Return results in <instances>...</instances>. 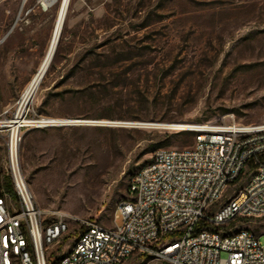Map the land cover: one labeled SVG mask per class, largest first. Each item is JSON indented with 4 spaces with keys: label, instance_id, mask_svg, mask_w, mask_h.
Returning a JSON list of instances; mask_svg holds the SVG:
<instances>
[{
    "label": "rangeland",
    "instance_id": "1",
    "mask_svg": "<svg viewBox=\"0 0 264 264\" xmlns=\"http://www.w3.org/2000/svg\"><path fill=\"white\" fill-rule=\"evenodd\" d=\"M56 14L42 0H0V116L17 110ZM27 110L31 119H79L21 133V169L37 205L48 221L59 211L72 218L50 262L68 252L83 222L112 224L130 177L156 149L193 144L172 124L225 115L264 122V0H71ZM5 184L16 198L8 176ZM229 226L253 231L264 247V218ZM123 264L161 261L135 254Z\"/></svg>",
    "mask_w": 264,
    "mask_h": 264
},
{
    "label": "built area",
    "instance_id": "2",
    "mask_svg": "<svg viewBox=\"0 0 264 264\" xmlns=\"http://www.w3.org/2000/svg\"><path fill=\"white\" fill-rule=\"evenodd\" d=\"M223 117L172 126L193 132V144L156 149L130 177V195L118 203L112 224L83 222L68 252L48 262L72 218L59 211L47 220L24 179L19 151L23 128L62 122L31 119L29 110L20 119L16 111L0 116L6 145L0 159V264H123L135 254L165 264H264L260 237L229 226L237 217L264 218V122Z\"/></svg>",
    "mask_w": 264,
    "mask_h": 264
},
{
    "label": "bare ground",
    "instance_id": "3",
    "mask_svg": "<svg viewBox=\"0 0 264 264\" xmlns=\"http://www.w3.org/2000/svg\"><path fill=\"white\" fill-rule=\"evenodd\" d=\"M70 3L71 0H42V5L44 8L57 6V14L46 54L41 64L37 68L36 72L33 74L32 78L24 88L22 95L17 103L18 108L16 110V114L18 119L23 117L27 112L29 103L33 95L35 94L36 90L38 89L39 85L41 84L50 66V63L54 57V54L58 46V42L62 33V29L66 20ZM42 118L44 121H47L48 123L56 122V121L66 122L70 120L71 121L79 120V119H69V118H50V117H42ZM185 124H192V123H185ZM175 125L177 124H172L171 126H175Z\"/></svg>",
    "mask_w": 264,
    "mask_h": 264
},
{
    "label": "trees",
    "instance_id": "4",
    "mask_svg": "<svg viewBox=\"0 0 264 264\" xmlns=\"http://www.w3.org/2000/svg\"><path fill=\"white\" fill-rule=\"evenodd\" d=\"M185 132H187V133H189V134H192L193 135V140H194V133L193 132H191V131H185ZM139 255H141V256H145V257H149V256H147V255H142V254H139ZM134 256V255H133ZM132 257V256H131ZM130 257V258H131ZM161 264H165V263H161Z\"/></svg>",
    "mask_w": 264,
    "mask_h": 264
},
{
    "label": "water",
    "instance_id": "5",
    "mask_svg": "<svg viewBox=\"0 0 264 264\" xmlns=\"http://www.w3.org/2000/svg\"><path fill=\"white\" fill-rule=\"evenodd\" d=\"M72 122H74V121H66V122H62V124H65V123H72Z\"/></svg>",
    "mask_w": 264,
    "mask_h": 264
}]
</instances>
